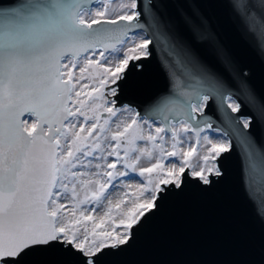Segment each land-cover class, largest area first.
I'll list each match as a JSON object with an SVG mask.
<instances>
[{"label":"snow or ice","instance_id":"snow-or-ice-1","mask_svg":"<svg viewBox=\"0 0 264 264\" xmlns=\"http://www.w3.org/2000/svg\"><path fill=\"white\" fill-rule=\"evenodd\" d=\"M143 7L148 9L144 12L146 19L151 9L148 5ZM140 8L138 0H128L120 5L121 14L116 19L108 18V0H101V6L95 8L89 6V0H28L19 8L0 11V264H27L29 257L53 249L71 256L72 264H99V256L105 249L127 244L133 226L156 208V193L162 191L161 185L181 186L185 167L177 169L173 164L165 169L162 161L157 159L150 167L140 169V175H158L153 187L141 188L140 196L148 193V197L143 200L138 197L126 211L120 209L127 201L116 203L115 209L121 216L119 224L113 221L111 231H98L104 227L103 219L91 231L83 225L93 217L85 215L80 206L99 201L117 175H127V172L113 171L117 162L135 171L142 156L152 159V150L136 148L137 140L151 142L153 149L159 148L161 156L181 155L177 150L180 143L177 129L168 125L167 117H164V126L156 127L155 134L149 132L147 135L138 121L132 119L122 131L111 133L110 139L115 141V145H110L111 151L107 156H115L117 162L106 164L110 171H99L102 168L100 163L95 164L98 170L95 173L78 170L91 165V161L86 164L82 157L107 159L96 155L103 150V142L109 139L110 132L108 119L100 123L98 109L104 107L110 116L116 115V109L114 106L105 107L107 101L95 103L103 100L104 87L117 85L130 68L141 67L133 62L151 55L150 45L154 39L168 44L171 50L170 38L162 30L164 26L157 21L148 24V28L153 29L149 35L131 41V46L112 61L105 58L106 51L117 50L116 45L100 44V38L109 30L94 26L127 21L123 27L139 30L134 35H140L147 31L145 23L141 22ZM119 43L124 44L125 41ZM97 47L104 49L98 53L101 59L85 56L81 63V55L90 50L95 55ZM163 54L169 58L168 51ZM198 77L194 84L187 85L191 91L181 102L185 119L179 123L183 132L195 129L199 135L205 130L200 124H205L207 129L220 133L217 142L204 137L210 145L208 155L203 157L205 167L191 173L208 185L212 182L213 173L216 176L222 174L215 164L209 166V161L229 152L232 143L226 139L229 130L213 128L205 115L206 109L219 100V107L225 109L229 129L236 134H240V129L232 125L239 122L243 129H248L252 126V119L248 116L233 117L226 111L230 109L231 113L239 114L241 105L227 93L217 75L201 71ZM97 78L99 86L90 87ZM85 80L90 83H81ZM110 91L112 96H116L115 87ZM171 102L174 101L161 97L154 110L163 113ZM25 113L35 120L29 123L28 119H21ZM194 113H199V118ZM261 115L264 116V105H261ZM77 117H82L83 121ZM144 124L152 127L147 119ZM169 129L174 141L173 150L165 152L162 134ZM122 142L126 145L123 157L120 153ZM241 146L250 157L251 145L242 142ZM135 151L140 154L130 160V152ZM196 151L193 147L182 153L185 163ZM86 176H104L107 181L83 179ZM148 184L152 185L153 181L149 179ZM78 185L83 191V199L79 198ZM92 185H95L94 189L90 187ZM69 192L71 208L60 202L61 197ZM111 212L110 206L105 213L109 219ZM121 227L123 232L116 230Z\"/></svg>","mask_w":264,"mask_h":264},{"label":"water","instance_id":"water-1","mask_svg":"<svg viewBox=\"0 0 264 264\" xmlns=\"http://www.w3.org/2000/svg\"><path fill=\"white\" fill-rule=\"evenodd\" d=\"M97 1L89 0V6ZM27 2L0 0V11ZM138 4L145 35L153 31L148 24L159 21L171 50L154 39L151 55L133 62L141 67L130 68L114 85V105L130 106L139 117L159 120L163 126L167 117L171 126L185 119L181 102L191 91L187 85L194 84L204 71L217 75L241 105L239 114L226 111L233 117H250L252 126L243 129L238 122L232 127H238L240 134L233 133L220 101L211 103L205 115L213 128L229 130L227 138L232 143L231 150L215 160L222 174L213 173L212 182L205 185L186 166L181 186L161 185L156 208L133 226L127 244L105 249L99 264H264V0H138ZM144 5L151 9L146 19ZM127 23L94 26L109 30L99 43L117 47L119 41L139 31L125 29ZM112 86L103 90L107 93ZM161 97L174 101L163 113L154 110ZM200 127L207 129L205 124ZM192 131L198 140L201 132ZM242 142L251 145L250 157ZM72 262L71 256L53 249L29 257L27 264Z\"/></svg>","mask_w":264,"mask_h":264},{"label":"rangeland","instance_id":"rangeland-1","mask_svg":"<svg viewBox=\"0 0 264 264\" xmlns=\"http://www.w3.org/2000/svg\"><path fill=\"white\" fill-rule=\"evenodd\" d=\"M108 2H109L108 18L109 19H115L119 14H121L120 5L123 3H127L128 0H110V1L108 0ZM100 6H101V0H98L95 4L92 5L93 8L100 7ZM140 36H146V35L144 32H141L140 35H134V33L130 34L124 40L125 41L124 44H120L116 47V49L118 51L117 50H110V51L105 52V58L109 61H112L114 57H118L120 54H122L123 50H125L127 47L131 46V41L138 40L140 38ZM99 51H102V49L97 48L95 55H93L92 51H89L86 54L82 55L80 58L81 63L83 62V59L85 56L92 58V59L100 60L101 58L98 54ZM64 62L66 63L67 59ZM101 63H104V60H101ZM78 67H79V65H78ZM77 75H79L78 72H77ZM98 79L99 78H97V82L95 84H91L87 80L82 81L81 83H90V87L91 86L98 87L99 86ZM109 85H111V84H108L106 86H109ZM113 87H115V86L113 85L111 88H113ZM111 88H107V93L109 95H111V91H110ZM107 93L105 90H103V94H104L103 100L95 101L96 104H104V101H107L108 103L106 105H104L105 107H113L114 106L116 109V115L115 116H107V117L102 115V113L105 112L104 107H100L98 109V112L101 116L100 123L103 124L104 119H108L109 124L107 127L110 129V132L108 133L109 139L105 140L103 142V146H102L103 150L101 152H97L96 155L97 156H100V155L106 156L107 159L106 160H99V159H94L93 157H82V160H84V162L86 164L88 161H91V165L89 167H86V168H79L78 170H80V171L95 173L96 171H98L95 168V164H97V163H100L102 165V168L99 169V171H101V172L110 171V169L106 168V164L112 163V162H117L115 156H107V152L111 151L110 145L111 146L115 145V141H112L110 139L111 133L116 132L118 130L122 131L123 126L127 123H131L132 119H136L138 121V123L142 126L143 132L145 135H147L149 132H152L153 134H155V128L163 126V124L159 120H148L147 119L148 124L152 125V127L149 128L147 124H144V120L146 119L145 117H139L137 115L135 109L130 107V106L123 105L120 107H116L112 103L114 101L113 96L109 97ZM89 114H91V113H89ZM24 119H28L29 123H31L33 120H35V117L27 116ZM76 119L81 121V122L83 121L82 117H77ZM92 122H94V121H89V123H92ZM117 125H119L120 127L118 128ZM171 126H174L177 129L178 139L180 141V143L178 144L177 150H179L181 152V155H178V156H161L159 148L153 149L151 142H149L147 140H137L136 145H135L136 148L137 149L148 148V149L152 150V152H153L152 159H149L146 155L142 156L140 158L139 163L136 165L135 171H133L131 168L126 169L123 166L122 162H117V168L113 171H115L117 173L118 172H127V175H124V176L117 175L115 177V179L112 180L111 186H109L108 189L105 191L104 196L100 199L101 201L100 200L99 201H92L88 204H83L80 206V210H83L85 212V215H91L93 217V219L91 221H84L83 222V225L86 226L89 229V231H91V229L93 228V226L95 224H99L102 219L105 220V224H104V227L101 229H98V231H103L105 229L111 231V229H112L111 220L112 219L118 220L121 218L119 212L115 209L116 203L120 202L121 200L127 201L126 204L121 205V209H120V211H126L128 207L132 206V203L134 201H136V199L138 197H140L141 200L148 197V195H149L148 193H144V196H142V197L140 196L141 188L143 186L153 187L157 178H158V175H157V173H153L151 175H149L148 173H145L144 175H140V169L145 168V167H150L153 163L156 162L157 159H160L162 161L165 169H167V168L171 167L173 164H175L177 166V169L180 166H184V167L188 166L190 169V172L192 173L193 171H199L201 168L205 167V162L203 160V157L205 155H208V148L210 147V145H208V143L204 140V137L208 136L213 140V142H217L218 138L220 137V133H217V132L209 130V129H205L204 131H202L200 133L199 138L197 140V137L192 130L188 131V132L181 131L180 130L181 125L179 122L172 123ZM162 135H164L163 147L165 149V152L172 151L173 150L172 144L174 141L172 139L171 132H167V133H164ZM226 139H228V138H226ZM157 143H160V142L157 141ZM125 146L126 145L122 142L121 149H120V153H121L122 157L124 154L123 149ZM193 147L196 148L197 151L194 155H192L191 157H188L187 163H185L182 153L185 151H188L190 148H193ZM139 154H140L139 151L130 152L129 159L134 160L135 157L138 156ZM211 164L216 165V161L210 160L209 166ZM216 167H217V165H216ZM89 178L100 179L101 181H107V177H104V176H99V177L86 176V177H83V179H89ZM125 178H127V180H124ZM149 179H151L153 181L152 185L148 184ZM127 183H130V187L127 186ZM69 187H71V185H69ZM90 187L94 189L95 185H92ZM77 191L80 193L79 198L83 199V191L80 189L79 185L77 186ZM109 201H111V205L109 204ZM60 202L64 203L67 206V208H71L72 207L71 193L69 192L68 194L63 195L60 199ZM110 206L112 207V212L110 213L111 219H109V217L105 216V213L108 212V209ZM118 231L123 232L124 229L121 227Z\"/></svg>","mask_w":264,"mask_h":264},{"label":"flooded vegetation","instance_id":"flooded-vegetation-1","mask_svg":"<svg viewBox=\"0 0 264 264\" xmlns=\"http://www.w3.org/2000/svg\"><path fill=\"white\" fill-rule=\"evenodd\" d=\"M125 180H127V179H125ZM127 186H129V187H130L129 183H127ZM100 201H101V200H100Z\"/></svg>","mask_w":264,"mask_h":264},{"label":"bare ground","instance_id":"bare-ground-1","mask_svg":"<svg viewBox=\"0 0 264 264\" xmlns=\"http://www.w3.org/2000/svg\"><path fill=\"white\" fill-rule=\"evenodd\" d=\"M120 107V106H119Z\"/></svg>","mask_w":264,"mask_h":264}]
</instances>
